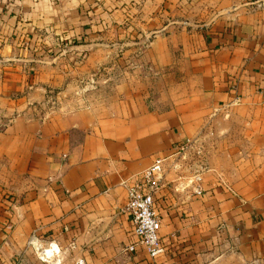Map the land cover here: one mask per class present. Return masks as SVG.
Returning a JSON list of instances; mask_svg holds the SVG:
<instances>
[{"label": "crops", "instance_id": "1", "mask_svg": "<svg viewBox=\"0 0 264 264\" xmlns=\"http://www.w3.org/2000/svg\"><path fill=\"white\" fill-rule=\"evenodd\" d=\"M128 50L159 97L45 109L60 62ZM156 159L151 259L124 185ZM0 190V264H264V0H0Z\"/></svg>", "mask_w": 264, "mask_h": 264}, {"label": "rangeland", "instance_id": "2", "mask_svg": "<svg viewBox=\"0 0 264 264\" xmlns=\"http://www.w3.org/2000/svg\"><path fill=\"white\" fill-rule=\"evenodd\" d=\"M104 39L107 43L113 42V37ZM81 54L83 53L77 54L78 56L74 54V60L81 59ZM144 62L143 54L138 50H128L124 53L110 51L105 52L103 56L93 53L92 56L89 55L88 60L83 57L81 63L70 64L66 61L65 66L60 62L52 69L54 81L51 89H45L44 94L48 97L44 98L43 106L45 109L52 106L63 110L86 106L106 111L120 100L121 94L132 96L136 92H147L150 95L152 92L158 96L164 85L159 75L149 74ZM168 82L170 83L169 78ZM14 202V195L0 190L1 205L8 207ZM35 252L37 257H40L39 260L31 257L27 264H48L49 256L42 255L36 245Z\"/></svg>", "mask_w": 264, "mask_h": 264}, {"label": "built area", "instance_id": "3", "mask_svg": "<svg viewBox=\"0 0 264 264\" xmlns=\"http://www.w3.org/2000/svg\"><path fill=\"white\" fill-rule=\"evenodd\" d=\"M161 173V160L156 159L153 163L125 183L126 202L124 209L128 213L131 224L133 241L125 246L129 253L137 248L148 258H155L164 250L157 233V217L155 213L153 196L159 187ZM36 247L40 253L46 256L47 249Z\"/></svg>", "mask_w": 264, "mask_h": 264}]
</instances>
